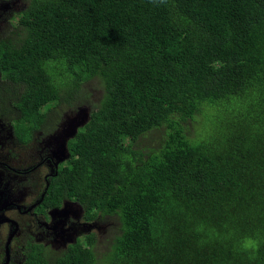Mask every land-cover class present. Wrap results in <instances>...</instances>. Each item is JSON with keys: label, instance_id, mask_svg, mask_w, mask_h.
I'll list each match as a JSON object with an SVG mask.
<instances>
[{"label": "trees", "instance_id": "1", "mask_svg": "<svg viewBox=\"0 0 264 264\" xmlns=\"http://www.w3.org/2000/svg\"><path fill=\"white\" fill-rule=\"evenodd\" d=\"M17 11L0 32V113L4 101L18 112L15 137L28 141L53 105L80 111L59 123L61 137L80 125L40 206L74 199L84 220L109 216L116 230L99 259L89 232L50 260L29 245L24 263L264 264V0H26ZM214 109L222 121L206 127ZM156 133L150 148L138 141ZM243 236L259 241L254 255Z\"/></svg>", "mask_w": 264, "mask_h": 264}, {"label": "flooded vegetation", "instance_id": "2", "mask_svg": "<svg viewBox=\"0 0 264 264\" xmlns=\"http://www.w3.org/2000/svg\"><path fill=\"white\" fill-rule=\"evenodd\" d=\"M8 116H10L11 119V113L5 109L4 113L0 116V124L7 121ZM10 119L8 120V123ZM60 122L61 119L58 120V126ZM58 126L51 132V137L53 133L58 129ZM51 137L45 135L40 136L39 142L42 144L43 149L42 151H38V161L34 162L33 164L27 167H24L20 170H15L13 169V167L8 166L4 161L0 160V168L4 169V171H0V190L2 191V198L0 200V227L8 226L9 232L10 228L13 229L15 225L12 221H14L17 225L16 235L12 237L9 244V261L6 264H10L11 252H13L12 245L14 244L15 239L17 238L20 231H22L23 229L29 230L35 225L36 227H40L42 229L41 231L43 232L52 233L54 236H59L62 231L67 232V230L61 229L60 225L63 222L67 223L68 230H71L73 234L71 238L72 241H68L66 244H63V240L59 238L57 240L60 246V249L57 252L59 253L63 249H65L69 243H73L76 240L83 241L84 235L89 232H94L91 230V228L95 226V224H97V220L105 219L104 215L103 218L98 216L95 220H84L82 218L83 208L78 204L77 201H75L74 199H69L67 197H62L57 207V209H62L63 207L62 211L54 212V207H46L44 205L40 206L44 195L42 197V200L34 207H32L36 202L40 200L41 195L43 193L45 194L46 189L49 185V181L52 177L56 176L58 168L60 166H66L68 162L69 153L66 146V141L69 137V134H66L59 142H57V145H55L53 140H51ZM15 139L20 142L16 137ZM30 140L31 138L26 142H22V144L28 143ZM9 141L10 139L6 140V142ZM37 170L39 171L37 174H33L32 176L27 177L28 174H31ZM31 178L32 182H34L36 186L38 184H42V188L33 201L26 204H21L19 203V200H21L22 197L26 194H19L16 188L22 189L24 191L30 190L31 188L29 186L32 183L30 182ZM1 180H4L3 187L1 186ZM60 222L62 223L60 224ZM102 222L104 223L101 226H98V228L103 233L105 232V221ZM79 233L82 235L79 236ZM7 236L8 235H6V237ZM30 236L31 238L26 237L23 239L22 257L20 258L21 264H25V253L28 251L26 247L32 244L40 243L33 242L32 235ZM42 245L44 246V244ZM44 248V254L46 255L48 260H50L54 255H56L55 251L54 253H51L47 250V247L44 246ZM18 253H20V251H18ZM5 257L6 255L4 241L3 246L0 245V264L4 262Z\"/></svg>", "mask_w": 264, "mask_h": 264}, {"label": "rangeland", "instance_id": "3", "mask_svg": "<svg viewBox=\"0 0 264 264\" xmlns=\"http://www.w3.org/2000/svg\"><path fill=\"white\" fill-rule=\"evenodd\" d=\"M26 2V0H0V32H2L4 29L6 30L7 27H9L12 14L16 13L17 10ZM13 32L9 33L6 32L5 36L8 38H12ZM0 36H3V34L0 33ZM87 91H92L93 95L98 94L99 87L95 79L89 80L86 85ZM7 89H10V87H7ZM74 106V105H73ZM11 106L7 104L6 110H8L11 113V119L10 116H8L7 121L0 124V160L4 161L8 166L13 167L15 170H20L24 167H27L34 162L38 161V151H42L43 146L39 142L40 136L45 135L51 137V132L58 126V120L61 119L62 116H66V114H70L71 117L76 116L80 111L78 108L74 106V108H68L65 105H53L52 107L45 110V117L43 120V123L35 129L31 133V140L28 143L22 144V142H18L13 134V130L11 129V122L13 119H15L18 116V112L16 110H9ZM42 109H45L44 107ZM217 111L220 112L219 116L222 115L221 110L214 109L210 113H208V118H212L208 122H206V127L209 125H212L213 128H215L220 122L217 121ZM216 115V116H215ZM10 119L9 123L8 120ZM198 122L191 125L190 127V135L196 136L197 132H201L202 123L205 120V117L203 115L197 116ZM78 121L75 120V123ZM14 129V127H13ZM72 132V128L69 129L68 133ZM7 139H10L9 142H6ZM157 139V133L154 135V137L149 136V134L144 135L141 137L138 141H140V144L146 148H150L156 144ZM0 171H4V169L0 168ZM39 171H35L31 174H28L27 177L32 176L33 174H37ZM4 180H1V186L4 185ZM30 182H32V178L30 179ZM43 183V182H42ZM31 189L28 191H24L22 189L16 188L17 192L19 194H26L22 197L21 200H19V203L26 204L34 200V198L38 195L42 188V184H36L32 182L29 186ZM1 191V190H0ZM16 192V193H17ZM28 193V194H27ZM2 198V191H1V197ZM69 207V206H68ZM63 210L60 209V211ZM105 221V232L102 233V231L98 228V226H101ZM114 220L112 217L105 216V219L103 220H97V224L91 228L92 231L95 233L96 241H95V255L99 259L102 255V252L105 250V247L107 245V242L109 238L115 233V226L113 224ZM62 222H60L61 224ZM61 229L67 230V232H63L59 236H54L52 233H47L41 231L42 229L40 227H36L35 225L30 228L29 230H22L18 234L17 238L15 239L14 244L12 245L11 252V261L10 264H21L20 258L22 257V243L23 239L26 237L31 238L30 235H32L33 242H40L44 244L45 247H47V250L51 253H57L60 249V246L57 242V240L60 238L63 240V244H66L68 241H72V231L68 230V224L62 223L60 225ZM12 231V228H10L8 232V226H2L0 227V238H1V246H3L4 241L6 239V235H8ZM8 232V234H7ZM98 234V235H97ZM81 236L82 234H78ZM20 251V253H18Z\"/></svg>", "mask_w": 264, "mask_h": 264}, {"label": "clouds", "instance_id": "4", "mask_svg": "<svg viewBox=\"0 0 264 264\" xmlns=\"http://www.w3.org/2000/svg\"><path fill=\"white\" fill-rule=\"evenodd\" d=\"M18 12V11H17ZM16 13L12 14V18H11V22L9 27H7L6 29L10 28L11 24L15 23V17H16ZM8 104V101H4V106ZM6 109V108H5ZM9 109H13L16 110L15 108H13L12 106ZM4 112L0 113V116L3 114ZM64 116L61 117V120L63 119ZM16 119V118H15ZM15 119L12 120L11 122V129L13 130V123L15 121ZM68 127V126H67ZM67 127L64 128V135L61 137V133L58 130H56L52 137L51 140H53V142L55 143V145H57V142H59L66 134H67ZM14 133V132H13ZM71 137V136H69ZM68 137V138H69ZM45 195V194H44ZM61 208L56 209V211H60ZM199 230V229H198ZM16 235V234H15ZM14 235V236H15ZM237 246L240 250L244 251V252H248L251 253L252 255H254L258 249H259V241L253 237V236H243L239 239V241L237 242Z\"/></svg>", "mask_w": 264, "mask_h": 264}, {"label": "water", "instance_id": "5", "mask_svg": "<svg viewBox=\"0 0 264 264\" xmlns=\"http://www.w3.org/2000/svg\"><path fill=\"white\" fill-rule=\"evenodd\" d=\"M75 125H80V123H77L75 124L73 121H71L67 127V134H69V136H72L73 135V132L75 131V128H73ZM76 127V126H75ZM72 128V132H69V129ZM44 193L41 195V198L38 202H36L32 207H34L36 204H38L41 200H42V197H43ZM11 220V219H10ZM12 221V220H11ZM15 225H14V228L12 229V231L8 234V236L6 237V240H5V260L2 264H6L8 261H9V251H8V248H9V244H10V241L12 239V237L16 234L17 232V225L14 221H12Z\"/></svg>", "mask_w": 264, "mask_h": 264}]
</instances>
